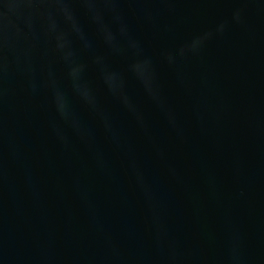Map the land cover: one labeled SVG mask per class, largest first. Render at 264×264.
I'll use <instances>...</instances> for the list:
<instances>
[{
    "label": "water",
    "instance_id": "95a60500",
    "mask_svg": "<svg viewBox=\"0 0 264 264\" xmlns=\"http://www.w3.org/2000/svg\"><path fill=\"white\" fill-rule=\"evenodd\" d=\"M0 264H264V0H0Z\"/></svg>",
    "mask_w": 264,
    "mask_h": 264
}]
</instances>
